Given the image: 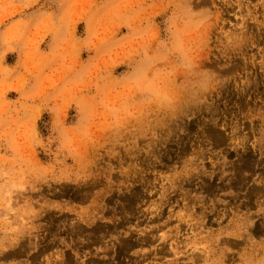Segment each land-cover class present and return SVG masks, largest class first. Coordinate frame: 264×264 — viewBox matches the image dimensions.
<instances>
[{
  "label": "rangeland",
  "instance_id": "1",
  "mask_svg": "<svg viewBox=\"0 0 264 264\" xmlns=\"http://www.w3.org/2000/svg\"><path fill=\"white\" fill-rule=\"evenodd\" d=\"M0 264H264V0H0Z\"/></svg>",
  "mask_w": 264,
  "mask_h": 264
}]
</instances>
